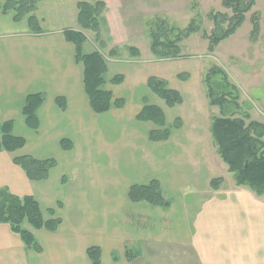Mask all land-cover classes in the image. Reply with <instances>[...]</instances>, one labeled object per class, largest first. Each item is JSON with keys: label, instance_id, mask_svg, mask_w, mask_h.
<instances>
[{"label": "crops", "instance_id": "1", "mask_svg": "<svg viewBox=\"0 0 264 264\" xmlns=\"http://www.w3.org/2000/svg\"><path fill=\"white\" fill-rule=\"evenodd\" d=\"M82 1L90 0L41 1L37 15L43 32L39 34L31 32L26 20L15 22L11 14L0 11V122L12 120L14 133L26 140V145L18 151L0 152V188H7L21 197L32 195L40 203L46 219L52 216L61 219L58 229L53 232L27 226L35 235L39 250L27 248L9 224L0 223V264H93L88 254L92 246L101 249V264H141L143 258H127V241L141 244L152 257L159 256L158 250L152 246L166 237L161 233L165 216L162 212L157 213V206L130 200L129 189L134 183L130 179L119 182L124 164L130 165L126 168L130 170L139 163L141 169L137 172L142 173V178L135 183L144 184L156 179L164 186V194L171 180L179 185L177 194L193 184H196L194 193L201 186L204 192L212 193L210 183L212 171L216 172V168L205 150L208 147L210 104L200 81L189 68L184 69L185 64L180 59H150L145 62L134 59L125 63L114 58L123 63L116 62L113 68L124 76V80L109 89L115 98H123L125 105L107 112H113L116 117L113 125L106 126L110 129L107 136L114 140L121 132H135V139L138 136L146 151L139 147L138 152H133L131 144L125 145L118 140L112 147H105L108 148L106 151H99L104 142L97 141L98 137L105 132L107 134L108 129L99 124L97 115L101 114H96L90 106L84 90L83 67L76 61L74 45L63 34L66 29L80 30L77 15L78 3ZM182 72L190 73V77L181 79ZM150 76H159L171 88L180 91L184 97L183 103L170 108L160 100L153 98L151 101L148 96L151 92L147 87ZM126 92L135 94L137 101L136 108L130 111ZM33 93L44 95V103L38 111L37 129L27 126L22 113L26 97ZM58 97L66 99L65 109L58 105ZM145 98L164 110L169 124L174 125L176 120H180V126L174 127L167 141H150L148 133L154 124L137 119L145 105ZM189 124L191 128L188 131L191 133L186 139L183 133ZM143 133L144 136L146 133L148 135L147 143ZM32 134L33 144H29L28 136ZM64 139L72 142L70 149L63 148ZM52 143L56 145V153L49 152ZM187 144L188 148H195L196 152L201 151L202 154L196 158L186 157L180 150ZM111 149L114 155L109 153ZM56 154L60 158L66 157L62 162L67 172L65 169L59 172L58 167L62 164ZM96 154L105 159L111 157L109 161L114 169L121 167L117 177L112 172V182L99 179L92 172L93 168L89 170L86 161ZM21 155H31L41 160L54 158L57 165L46 180L32 181L14 162ZM100 161L103 160L96 158L93 163L99 164ZM52 173H55L58 186L51 183ZM196 177H201L199 182ZM235 187V190L226 193L229 196L226 202L215 204L211 198L197 222L198 233L194 244L198 245L205 264H262V259L256 254L258 249L255 250L254 246L250 249L251 243L249 247L247 245L250 241H257L251 237L257 229L249 224L242 226L236 220L242 213L238 204H242L243 197L246 201L244 203L243 200V204L247 208L250 201L248 196L256 194L245 187ZM91 196L96 198L94 202L88 201ZM173 204L176 202L173 201ZM50 209L54 215L48 213ZM92 219L98 222L95 227H91L94 224ZM218 221H224L223 234H218L214 228ZM232 230L235 234L230 235ZM186 235L190 238L189 234ZM216 235L218 241L212 242V236ZM251 252L255 254L250 258Z\"/></svg>", "mask_w": 264, "mask_h": 264}, {"label": "rangeland", "instance_id": "2", "mask_svg": "<svg viewBox=\"0 0 264 264\" xmlns=\"http://www.w3.org/2000/svg\"><path fill=\"white\" fill-rule=\"evenodd\" d=\"M106 1L107 9L103 13L101 27V41L104 43V47H101L100 42L96 39L95 32L85 31L88 36V41L84 45V52L90 53L95 50H101L104 53L110 68L107 74L108 80L118 74V70L116 72L113 68L115 63L118 62L115 61L114 58L125 63L134 59H142L143 62L150 59H154L155 61L174 60L156 59L151 51L152 36L150 30L154 29L157 32L160 28V38L165 39L167 35L173 38L174 34L170 31L171 28H176L178 30L193 25L196 31L180 42L179 45L181 46L182 54L181 57L176 59L183 61L185 64L184 69L189 68V70H191L193 76L200 81L202 88H204L203 78L206 73L213 66L217 65L223 67L227 71L231 82L239 89V102L243 107L242 110L249 115L247 121L256 120L264 123V0H255V5L246 13V19L241 27L229 38L215 46L213 51L210 48L212 34L218 32L222 33L233 23L234 8L225 5L226 0ZM255 26H257V29ZM80 30H82L81 27ZM131 47L137 48L140 51V56H134L130 51ZM112 49L117 50L118 54L112 56ZM180 74L188 73L182 72ZM114 85L115 84L109 82L106 87L109 89L111 87L113 88ZM131 92H126L128 94L125 95V97H127L128 111L133 110L137 105V101L134 98L135 94L133 95ZM148 96L151 98V101L154 98L155 101L160 100L162 104L165 105V102L153 93L148 94ZM218 112L219 109L217 107L210 105L208 109V121L210 122V126L212 117L218 114ZM97 116H99L97 117L99 124L104 126L105 129H108L106 126H110L113 123V119H116L113 112ZM243 116L245 115L243 114ZM204 119H206V116ZM210 126H208L207 132L208 147L205 149L206 155L211 162L214 163L216 168V172L212 171V180L221 177L223 181L216 189L212 187L211 181V194H208L207 191L204 192L205 189L202 186L201 189L196 190L197 192L194 193L193 189L196 184H193L194 186H186L182 193L177 194L179 185H175L176 182L174 180L170 181L169 189H167V193L164 194V186L162 187L160 185L161 193L163 196L165 195L164 198L169 205L157 206V213L162 212L165 216L162 222L164 226H162L163 230H161V233H164L166 236L163 238V241L156 242L152 246L155 250H158L159 256L152 257V254H150L148 250H145V247L141 246V244H134L127 241V258H129L128 256L130 255V257L136 259L139 257L143 258L141 264H144V262L145 264H205L198 245L194 244L196 233H198L197 222L199 217L204 210V206L211 198L212 202L215 204L223 201L226 202L229 199L226 193L235 190V185H237L233 178V174L229 172L227 164H225L219 156L217 147L212 141ZM154 127H152V129ZM190 128L191 125L189 124L187 130L183 133L186 139H188V135L191 133L188 131ZM174 129V126L171 125V130ZM109 132L110 129H108L107 134L105 132L103 135H99L98 140L96 138L100 143L104 142L99 150L101 153L108 149L105 147H112L113 143H117V140L123 144L125 143V145L131 144L133 152H138L140 150L139 147L146 151L145 145L139 140L138 136L137 139H135V132H121L117 139L114 140H111V138L107 136ZM139 135L141 136V133H139ZM142 135L144 141L147 143V133L145 136L144 133ZM28 140L29 144H33V134L28 136ZM136 140H138V142H136ZM108 143L111 144L107 145ZM186 146L187 147L183 150H180L186 157L196 158L202 154L201 151L196 152L195 148H188V144ZM49 152L56 153L55 144H50ZM109 153L114 155L112 149ZM135 154L139 157L138 153ZM56 157L59 161L61 159L62 166L58 167V170H60L59 172H61L65 169V163H63L62 160L66 157L63 156L60 158L57 154ZM96 158L103 161H100L99 164L93 163L94 160L96 161ZM110 159L111 157L105 159L104 156L96 154L95 156H89L86 162L89 170L91 171L93 168L92 172H94L99 179L104 178L106 181L112 182V172L115 177H117L121 167L119 170L114 169L109 161ZM107 161H109V163ZM96 166H98V168H95ZM129 167L130 165H122L119 182L123 179H130L134 184H136V181H141L142 173L137 172L141 169L139 163L138 165L132 166L130 170H126V168ZM65 171L67 172L66 169ZM143 175L145 176V174ZM196 179L197 182H199L201 177H196ZM51 183L53 185L56 184L55 173H52ZM200 184L202 185V182H200ZM56 186H58V183ZM248 198L250 200L247 202L249 208H245L243 204L244 197L241 201L242 204H238L241 205L240 208L242 213L240 214V218L237 217L236 220L241 222L242 226H248L249 224L252 228L257 229V231L251 234V237H254L252 239L257 240V243L250 241L247 245L249 247L251 243L250 249L252 246H254L253 248L255 250L258 249L256 254H258V258L262 259L261 262L264 264V196L249 195ZM94 200H96L94 196L88 197V201L94 202ZM173 201H175L176 204H173ZM245 202L244 200V203ZM153 214H155V211H153ZM167 218L168 221H166ZM92 220L94 224L91 225V227H95L98 222L95 219ZM158 222L160 221L158 220ZM24 226L26 228L27 226L31 228L28 223ZM224 226V221H218L214 228L217 229L218 234H223L225 233ZM182 231L184 234H181ZM236 231L238 232V229H236ZM177 234H180L179 237H176ZM186 234H189L190 238H188ZM233 234L235 233L232 230L230 235ZM233 238L235 239L236 237L234 236ZM217 241L218 236H212V242ZM253 253L254 252H251L250 258L254 256L255 253ZM239 255L240 254H238V256ZM152 258H155V260H150Z\"/></svg>", "mask_w": 264, "mask_h": 264}, {"label": "trees", "instance_id": "3", "mask_svg": "<svg viewBox=\"0 0 264 264\" xmlns=\"http://www.w3.org/2000/svg\"><path fill=\"white\" fill-rule=\"evenodd\" d=\"M43 0H0V11L11 14L15 22L26 20L32 33H42L40 18L37 15L40 2ZM225 5L234 8V17L231 26L223 31L212 34L211 50L223 40L233 35L246 19V13L255 5V0H226ZM107 9L106 0H90L78 3L77 22L82 30L66 29L63 34L65 39L75 47L77 63L83 67L84 90L90 106L96 114H104L113 108H122L125 105L123 98H115L112 90L106 86L120 84L124 80L121 74L108 80V61L101 50L90 53L84 52V45L88 41L85 31L96 33V39L101 47V27L103 13ZM257 29V26H255ZM152 36L151 51L156 59H176L181 57V41L188 38L196 31V28L188 26L184 29L171 28L173 38L167 35L161 39L160 28L156 32L150 30ZM134 56H140L137 48L131 47ZM112 56L118 54L117 50H111ZM189 74L180 75L181 79H187ZM203 85L206 97L211 106L219 109L218 114L212 117L210 133L214 145L221 159L228 166L229 172L238 186L246 187L257 196H264V123L249 119L248 113L243 112L240 104L238 87L233 84L227 71L221 66H213L204 76ZM147 87L157 97L172 108L184 101L182 93L171 88L168 82L158 76H150ZM58 105L65 109L66 99L57 98ZM44 103L42 93L29 94L23 106V116L27 126L31 129L39 127L38 111ZM243 114L245 116H243ZM142 122H151L154 128L149 132L152 142L167 141L171 136V125L167 122L164 110L152 104L145 98V105L137 115ZM180 120H176L174 127L180 126ZM12 120L0 122V152H15L26 145L23 136L14 133ZM64 149H70L72 142L62 140ZM32 181L46 180L50 171L56 167L54 158L37 159L31 155H21L14 159ZM222 178L212 180V187L218 188ZM129 198L132 202H147L154 206L169 205L161 193L160 182L156 179L149 183L134 184L129 189ZM54 215L53 210H48ZM0 223L9 224L14 232L20 235L27 248L39 250L35 235L26 228V223L34 229L56 231L61 223L58 217L46 219L40 203L32 195L18 196L7 188H0ZM88 254L93 264H101L102 251L97 246H92ZM131 256V255H130ZM128 256L129 258H132Z\"/></svg>", "mask_w": 264, "mask_h": 264}]
</instances>
